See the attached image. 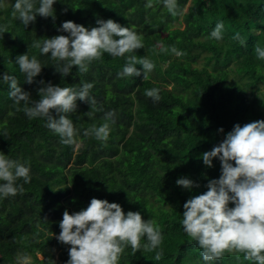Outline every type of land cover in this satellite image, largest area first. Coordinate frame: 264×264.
<instances>
[{"label": "trees", "instance_id": "16d2710c", "mask_svg": "<svg viewBox=\"0 0 264 264\" xmlns=\"http://www.w3.org/2000/svg\"><path fill=\"white\" fill-rule=\"evenodd\" d=\"M177 2L179 12L173 17L163 0H152V7H146L148 0H56L55 21L37 15L25 27L12 15L14 0H0V26L7 29L0 35V74L15 75L32 99H39L41 79L77 89L81 82H90L97 101L94 109L77 101V111L69 114L75 143L65 145L45 126V119H29L23 102L17 106L8 85L0 81V151L27 162L31 175L30 183L17 181L23 193L0 198V264H65L70 246L56 239L63 212L85 208L93 197L117 202L125 212L140 211L162 230L159 261L154 251L133 254L128 247L118 264H206L197 243L183 230V204L205 192L208 179L219 178L220 161L214 158L208 168L202 153L235 124L264 119V60L254 51L257 45L264 48V0ZM97 18H111L143 37L144 48L135 55L154 62L147 79L119 77L125 58L107 54L87 73L73 66L62 78L55 67L63 62L31 47L34 40L67 35L58 31L66 20L90 29L98 26ZM220 21L223 38L215 40L210 33ZM173 46L181 55L171 52ZM25 52L44 66L32 84L25 82L16 63ZM153 87L160 90L156 103L145 95ZM90 110L91 118L84 115ZM108 112L114 113L115 122H110L105 143L89 130L104 123ZM182 176L201 186L183 189L176 184ZM211 264L255 262L243 254H225Z\"/></svg>", "mask_w": 264, "mask_h": 264}, {"label": "clouds", "instance_id": "9594fccd", "mask_svg": "<svg viewBox=\"0 0 264 264\" xmlns=\"http://www.w3.org/2000/svg\"><path fill=\"white\" fill-rule=\"evenodd\" d=\"M36 2L14 0L13 17L25 27L34 23L37 15L52 17L55 21L53 5L56 0H39L38 7ZM163 5L173 17L178 14L177 0H163ZM146 7H152V0H148ZM96 25L89 29L66 20L58 31L67 35L34 40L31 47L39 49L42 55L50 54L53 60L63 62L62 67H55L62 78L71 73L73 66L80 73H87L94 61L107 54L125 58L119 77L147 79L155 64L147 57L135 55L136 50L144 48L143 37L111 18H97ZM223 27V22H218L210 37L221 40ZM6 31V26H0V35ZM234 38L238 39L239 34ZM161 50L168 51L167 48ZM254 51L257 59L264 60V48L257 45ZM171 52L181 55L174 46ZM16 63L26 76L27 84L36 82L35 78L44 67L35 55L30 58L27 52L18 55ZM138 64L142 68H137ZM0 81L8 85L9 96L17 106L23 102L22 110L29 119H45V126L57 134L65 145L75 143V129L69 114L77 111V101L88 103L90 109L97 104L90 94L94 87L90 82H81L77 89L41 79L38 81L41 86L37 88L39 99H32L30 92L18 84L15 75L2 73ZM159 91L153 87L146 89L145 95L156 103L161 99ZM20 110L17 107V111ZM84 115L91 118L93 111ZM113 117V112L105 113V122L99 126L92 125L89 133L96 140L106 143L111 131L110 122H115ZM218 131L223 133L224 129ZM214 158L220 161L219 178L208 179L207 190L183 204V230L197 243L206 264L223 259L225 254H243L247 261L264 264V119L243 126L235 124L222 141L202 153L203 164L208 168L213 167ZM21 179L30 183V165L11 159L0 151V198L23 193V186L17 184ZM176 184L189 191L201 186L186 176L178 178ZM230 204L234 206L230 207ZM59 227L56 239L70 246L65 264H118L128 247L133 254L141 249L154 251L156 261L163 256L160 249L163 234L159 225L152 219H143L140 211L125 212L119 203L107 199L93 197L85 208L73 212L65 209ZM142 238L147 242L142 244Z\"/></svg>", "mask_w": 264, "mask_h": 264}]
</instances>
